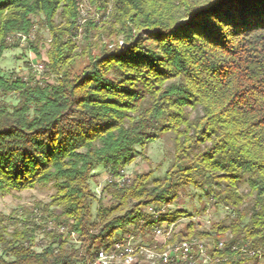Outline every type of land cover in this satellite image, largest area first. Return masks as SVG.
Wrapping results in <instances>:
<instances>
[{"label": "trees", "instance_id": "obj_1", "mask_svg": "<svg viewBox=\"0 0 264 264\" xmlns=\"http://www.w3.org/2000/svg\"><path fill=\"white\" fill-rule=\"evenodd\" d=\"M91 1L104 20L85 25L81 0H0V59L19 48L8 37L39 27L52 38L39 80L0 69V193L54 189L25 220L0 214V264H92L128 236L154 249L157 227L192 217L170 208L190 187L229 221L172 229L167 246L197 239L211 264L264 263V0L223 5L230 23L204 34L182 25L208 0ZM164 134L175 145L164 177L117 182ZM97 166L114 179L108 205L92 188ZM151 206L166 210L155 219Z\"/></svg>", "mask_w": 264, "mask_h": 264}, {"label": "rangeland", "instance_id": "obj_2", "mask_svg": "<svg viewBox=\"0 0 264 264\" xmlns=\"http://www.w3.org/2000/svg\"><path fill=\"white\" fill-rule=\"evenodd\" d=\"M82 22L81 24H87L89 21L99 22L101 19V13L97 12V8L93 5L91 0H81ZM35 37L30 39L31 41H39V49L41 52V60H38L35 53L32 51L29 45V40L24 42L19 41V48L8 50L4 53L0 59V69L3 74L9 76L12 72L18 75L29 77L33 75L34 65L38 62L41 63L47 61V50L50 47L51 35L49 30L43 28H36L34 32ZM83 36V35H81ZM81 39V38H80ZM12 101L11 98H9ZM14 102V101H13ZM142 152L137 157L135 162L126 169L125 174L130 178H133L137 173L153 172L154 178H163L165 173L172 167L174 160V135L164 134L159 140L145 149H139ZM95 180L92 184V188L96 192L98 198H101L105 204H110L109 198L101 195V190L107 183L108 175L102 169V166H97L94 170ZM54 193V189L51 186H40L32 190H26L20 193L3 194L0 193V214L4 217L12 216L17 220H25L29 213L35 210L37 203H48L51 195ZM170 208L174 210H185L190 213L192 217L182 219L176 225L171 226V229L176 231L185 230L190 222H194L196 230L204 231L211 230L213 226L225 221H229V210L222 205H218L216 201L211 200L203 194L202 191L194 189L192 187L187 188L182 192L180 199ZM97 210V204L93 206V212ZM38 217L36 218L38 223L44 224L41 220L43 216L42 212H36ZM10 227H13L11 221H7ZM166 225L163 229L165 230ZM212 231V230H211ZM157 243L163 242V239H156ZM207 244L212 246L211 240H204ZM226 243V239H221ZM38 247L40 250L45 247L46 241L44 235H39ZM140 242L137 241V243ZM2 255L0 249V256ZM141 264H150V261L142 256ZM249 264H264L261 259L256 263L253 261Z\"/></svg>", "mask_w": 264, "mask_h": 264}, {"label": "built area", "instance_id": "obj_3", "mask_svg": "<svg viewBox=\"0 0 264 264\" xmlns=\"http://www.w3.org/2000/svg\"><path fill=\"white\" fill-rule=\"evenodd\" d=\"M35 35H30L29 37L23 36L21 34L8 37V41L14 39L25 40L34 38ZM34 76L35 80H39L44 73V62L36 63L34 65ZM131 178L125 174V177L117 180V182L124 184L129 182ZM107 181L112 182L114 179L108 176ZM166 207L157 211L154 206L149 208V214H151L155 219L164 213ZM53 222H49L48 230H53L55 228ZM60 233H66L67 228L65 226H59ZM171 231L164 230L161 227H157L154 231L156 239H163V242H159L154 249L139 247L134 245V237L128 236L126 244L117 243L114 245L113 251L111 253L106 252L102 249L97 256V259L92 264H141V257H146L150 264H157L159 261L166 263L175 264H211L213 262L206 244L201 241L194 239L192 241H183L176 245L167 246V241L171 236ZM219 247H224V242L220 241ZM162 249L163 251H159Z\"/></svg>", "mask_w": 264, "mask_h": 264}, {"label": "snow or ice", "instance_id": "obj_4", "mask_svg": "<svg viewBox=\"0 0 264 264\" xmlns=\"http://www.w3.org/2000/svg\"><path fill=\"white\" fill-rule=\"evenodd\" d=\"M248 0H208L207 5H201L194 10L182 27L189 33L198 32L201 34L211 33L213 31H222L221 22L230 23L227 19L228 12L222 11L223 5L243 6Z\"/></svg>", "mask_w": 264, "mask_h": 264}]
</instances>
